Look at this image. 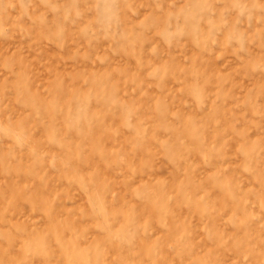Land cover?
<instances>
[{"label": "rangeland", "instance_id": "1", "mask_svg": "<svg viewBox=\"0 0 264 264\" xmlns=\"http://www.w3.org/2000/svg\"><path fill=\"white\" fill-rule=\"evenodd\" d=\"M0 264H264V0H0Z\"/></svg>", "mask_w": 264, "mask_h": 264}]
</instances>
